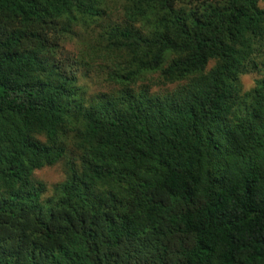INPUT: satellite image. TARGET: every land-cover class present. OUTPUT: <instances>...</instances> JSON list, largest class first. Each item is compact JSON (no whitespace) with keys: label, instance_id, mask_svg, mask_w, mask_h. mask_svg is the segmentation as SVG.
Returning a JSON list of instances; mask_svg holds the SVG:
<instances>
[{"label":"trees","instance_id":"16d2710c","mask_svg":"<svg viewBox=\"0 0 264 264\" xmlns=\"http://www.w3.org/2000/svg\"><path fill=\"white\" fill-rule=\"evenodd\" d=\"M257 2L0 0V264H264Z\"/></svg>","mask_w":264,"mask_h":264},{"label":"rangeland","instance_id":"374dc122","mask_svg":"<svg viewBox=\"0 0 264 264\" xmlns=\"http://www.w3.org/2000/svg\"><path fill=\"white\" fill-rule=\"evenodd\" d=\"M258 6L261 8H264V0H258L257 2ZM120 15V5L116 4L113 8V11L111 13V16ZM87 42L75 39L72 42L65 43L64 51L66 52L67 57L75 58L79 65L75 67V70L77 72L79 81L81 85H85L87 88L88 93H96L101 91H106L109 89L107 81H105V70L104 68L100 66L92 65L86 74V68L83 64V56L79 58L80 55H83L87 48ZM78 58V59H77ZM85 74V75H84ZM261 74L250 71L245 74H243L240 77V83L242 90H248L250 89L255 82V79L259 78ZM172 87V85L170 86ZM152 90L156 91H163L164 88H152ZM34 176L37 179H40L44 181L47 186H50L51 184H54L56 182H59L63 179V168L61 163H57L53 166L49 167H43L41 169H37L34 172Z\"/></svg>","mask_w":264,"mask_h":264}]
</instances>
